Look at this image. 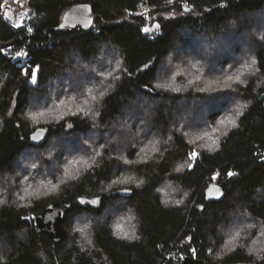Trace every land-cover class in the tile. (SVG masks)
I'll use <instances>...</instances> for the list:
<instances>
[{
  "label": "trees",
  "instance_id": "16d2710c",
  "mask_svg": "<svg viewBox=\"0 0 264 264\" xmlns=\"http://www.w3.org/2000/svg\"><path fill=\"white\" fill-rule=\"evenodd\" d=\"M78 4L91 7L92 26L58 29ZM142 7L155 19L138 15ZM26 8L18 29L0 16V264L253 263L244 244L220 250L235 219L242 226L232 235L249 243L262 235L264 248V0H28ZM154 21L158 33L146 35ZM243 36L256 72L235 92H201L165 66L189 49L199 66L223 56L203 76L231 73L226 48L240 54ZM22 47L27 68L2 54ZM225 95L240 113L229 124L228 111L211 107ZM199 115L195 137L218 140L198 153L185 134L197 131L188 120ZM38 129L47 135L34 146ZM63 165L71 177L55 186ZM212 185L222 196L206 202ZM19 191L32 198L21 204ZM50 205L64 212L59 244L33 226Z\"/></svg>",
  "mask_w": 264,
  "mask_h": 264
},
{
  "label": "rangeland",
  "instance_id": "374dc122",
  "mask_svg": "<svg viewBox=\"0 0 264 264\" xmlns=\"http://www.w3.org/2000/svg\"><path fill=\"white\" fill-rule=\"evenodd\" d=\"M27 1L28 0H18V2H14V0H6V3H5V0H2L1 4H3V7L1 8V11H2L3 17H5V11L9 13L8 15L10 17H12V21L8 20L7 18H3V20L11 26L16 25V24L23 25V21H24L25 17L27 16V8H26V2ZM144 14L147 16L151 15L149 17L150 20L155 19L154 15H152L151 12L148 13V9L142 11V15H144ZM258 19H260L259 20L260 22L257 25L258 26L257 30L264 31V16H262V17L260 16ZM154 24H158L159 29H160V24L157 21H154L152 24H149V26H147L146 29L151 30L154 27ZM13 28H14V26H13ZM150 35H153V34H150ZM235 45H236V50H240L239 52H241V53L236 55L233 51V48H231L232 46L226 48V50L228 51V55L231 57V62H232L231 64L233 65V69H232L231 73H228L225 75H221L222 73H220V74L215 75V76H211V75L208 76L206 74L203 76V73L206 72L207 68H208V70L210 68L215 69V67H217L215 60L217 59L219 62V61H221L223 56H216L215 60H213L211 62L209 61L210 63L209 62L207 63V67H206L205 63H202V64H204V66H202V65L199 66V64H197L198 62H195V60H194L196 58V56L189 49L184 50L181 53L177 54V55H181L180 58L182 60V63H175V62H178V59H173L172 57H170V58L165 59V66H167L168 68L170 67L173 71L175 69V73L178 74V76H180V78L188 79L190 81V83H192V85L198 87V90H201V92H207L208 93L209 88L212 89V91H210V92L218 91L219 88L229 90L230 92H235L234 89L236 87H238V85L243 83V81L246 77H251L256 72V71H254V68H253L254 65L251 64L252 58L249 59V53H251V49H252V43H251L250 37L243 36L242 38L239 39L238 43ZM194 47L195 46H193V47L191 46L190 48L193 49ZM197 48L198 47H196L195 49L199 53V50ZM221 51H223V50H221ZM185 58H187V59H185ZM192 60H194V61H192ZM209 64L211 65L210 68H209ZM248 65H251V67H248ZM164 74H165V72L163 73V76H164ZM197 76L199 79L196 80ZM237 77L239 79H237ZM219 97H220L219 100L217 102H214L211 105V107L213 109H217L220 112H222V111L223 112L224 111L229 112L230 116H227L223 119V121H225L226 124L227 123L229 124V122H234V119H236V114H233V113H234V111L237 113V110H234L235 104L233 105L235 99L229 95L219 96ZM74 100L81 101L82 99H81V97H77ZM228 103H231V104H228ZM231 106H232V108H231ZM205 120H206L205 116H200V115L196 116L195 118H193L191 120H188V123H189L188 128L189 129L197 128V129H195L197 131H195V132L190 131L191 133L189 132V133L185 134V136L188 135L189 138L195 139L193 141L192 145H193V147H195L194 151L198 152V153L202 149H211L218 140L217 135L210 136L211 133L204 134L205 131H203V133H202L203 135H201L199 137H197V136L195 137V135L198 134V129L200 130L201 126H203L200 124L205 123ZM180 121L183 122L182 119ZM195 125H198V126H195ZM192 131H194V130H192ZM66 168H67V166H64V165H63V167H61V169L64 172V175H62L60 178H58L56 180L55 186H57L59 183L63 184L65 181H69L71 175L64 171ZM37 187H40V191L44 192L47 195L50 194V192L52 191L45 184L37 186ZM122 191L123 190H121L120 192H122ZM14 198H16V200H18L21 204H26L27 203L26 200L31 199L32 196L30 194L26 195V191H23V192L19 191L18 193L15 194ZM122 214H123V212H120V211L118 212V216L121 217ZM125 216L126 215H123V217H125ZM120 222H123V221L121 220ZM241 222L242 221H239V219L231 220L230 223L228 224V228H226L225 230L222 229V235L223 236H225V237L231 236V237H228L227 240H225L226 242L224 243V247L222 246V248L220 250L221 251L220 255L227 254L228 252L232 251V249H235L237 246H242L244 244L242 248H245V249L249 250V252L254 254L252 262L253 263L259 262L260 260H262L264 258V251H263L264 248H262V242L260 240V239H262L263 236L262 235L258 236L257 240H255V242H251V243H249V240L247 241L248 237H244V236L242 237L241 236V238L238 239L239 235H235V234L232 235V233L234 231L233 228L238 227V224H239V226H242ZM246 227H248L249 230L253 229V228L249 227V225H247ZM223 228H225V227H223ZM122 232L125 233V231H122V230H119L118 233L121 234ZM244 232H246V231L244 230ZM126 233L129 234V237H131L132 233H129V232H126ZM173 259H174V257H173Z\"/></svg>",
  "mask_w": 264,
  "mask_h": 264
},
{
  "label": "water",
  "instance_id": "95a60500",
  "mask_svg": "<svg viewBox=\"0 0 264 264\" xmlns=\"http://www.w3.org/2000/svg\"><path fill=\"white\" fill-rule=\"evenodd\" d=\"M191 10L188 9L187 13ZM7 14H9L7 12ZM8 20L12 21V17L8 15ZM93 24V15L91 7L88 4H78L67 10L61 20V24L58 29L79 28L88 29ZM159 31L158 24H154V27L145 31L146 35H156ZM264 98V95L262 96ZM47 135L46 129H38L30 136V143L34 146H39L44 143ZM222 196V190L220 187L212 185L206 193V202L218 200ZM64 212L55 208L52 205L46 207L41 213H39L33 221V226L37 234H46L50 240L59 244L65 238L66 232L63 226ZM182 264H214L200 260H196L191 257H183L181 259Z\"/></svg>",
  "mask_w": 264,
  "mask_h": 264
},
{
  "label": "built area",
  "instance_id": "2783aa9c",
  "mask_svg": "<svg viewBox=\"0 0 264 264\" xmlns=\"http://www.w3.org/2000/svg\"><path fill=\"white\" fill-rule=\"evenodd\" d=\"M143 10H147V8L142 7L139 11H138V15H142V11ZM0 16L3 18L2 15V11L0 13ZM13 27V26H12ZM15 29H18L20 27H14ZM3 55H5L6 57H8L9 59H11L13 62H15L17 64L18 67H28V63L30 61V59L28 58V53L25 47L19 48L17 50H14L12 48H7L2 52ZM25 71V69H24ZM179 257L176 256L174 257V259H178ZM248 264H256V263H248Z\"/></svg>",
  "mask_w": 264,
  "mask_h": 264
},
{
  "label": "snow or ice",
  "instance_id": "6c2138e0",
  "mask_svg": "<svg viewBox=\"0 0 264 264\" xmlns=\"http://www.w3.org/2000/svg\"><path fill=\"white\" fill-rule=\"evenodd\" d=\"M14 2H18V0H14ZM168 2L169 3H171L172 2V0H168ZM5 3H6V0H5ZM223 6V5H222ZM3 7V4H0V8H2ZM5 18H8V14L7 13H5ZM14 27H21L22 25L21 24H16V25H13ZM148 29H145V31H147ZM28 31L29 32H31L32 31V29L31 28H29L28 29ZM256 63V61L255 60H252V62H251V64L252 65H254ZM248 67H251V65H248ZM32 76H33V83H35L36 82V79H35V76H36V74H35V72H33L32 73ZM237 79H239L238 77H237ZM101 95H103V93H101ZM240 113H237V115H239ZM196 154L193 152V153H191V156L192 157H194ZM178 171H179V169H178ZM231 175H233V173H229V176H231ZM84 201L83 200H81V203H83ZM91 203H93V204H95L96 203V201H92ZM74 231H78V232H83L84 231V229H82V228H80V227H77V228H75L74 229ZM237 235H239V233H237ZM125 238H129V234H125ZM190 239V238H189Z\"/></svg>",
  "mask_w": 264,
  "mask_h": 264
}]
</instances>
